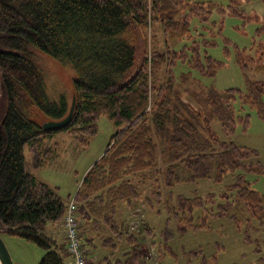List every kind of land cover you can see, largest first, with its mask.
Returning a JSON list of instances; mask_svg holds the SVG:
<instances>
[{"label":"trees","instance_id":"1","mask_svg":"<svg viewBox=\"0 0 264 264\" xmlns=\"http://www.w3.org/2000/svg\"><path fill=\"white\" fill-rule=\"evenodd\" d=\"M239 5L237 0L226 7L211 0H0V235L44 250L38 264H65L58 241L46 229L61 225L66 202L27 171L26 153L33 170L45 168L57 156L58 134L86 146L106 116L119 129L70 197L86 256L90 249L101 252L98 264L140 260L139 238L123 231L116 219L124 204L129 213L139 206L164 212L158 242L142 223L160 260L174 256L168 244L176 238L229 217L254 249L255 264H264V195L248 180L264 176V166L256 161L257 151L221 140L212 127L218 122L232 134L238 101L264 121V39L254 54H246L223 37L222 22L210 21L216 12L220 19L248 24L251 17ZM152 27L158 42V32L165 36L164 48L156 45L138 65L136 42ZM257 35L264 37V21ZM219 37L235 52L236 64L252 74L243 91H218L200 81L194 90L191 84L197 81L192 72L211 79L224 67L208 53ZM37 52L73 71L71 99L63 93L50 97ZM180 65L188 73L177 75ZM73 98L70 123L44 130V123L66 118ZM249 117L237 121L247 127ZM229 179L218 194L186 198L162 191V186ZM122 246L129 251L120 261L116 252ZM208 257L196 247L184 252L183 260L208 264Z\"/></svg>","mask_w":264,"mask_h":264},{"label":"rangeland","instance_id":"2","mask_svg":"<svg viewBox=\"0 0 264 264\" xmlns=\"http://www.w3.org/2000/svg\"><path fill=\"white\" fill-rule=\"evenodd\" d=\"M211 1L226 7L231 0ZM237 1L240 2L239 8L251 17V21L248 24L243 25V20L239 18L226 17L225 19H220L219 14L216 12L211 15L210 21L216 23L218 21L220 23L222 22L223 37L235 44L240 50L244 49L246 54H254L260 40L264 39V37L257 35V30L261 28V23L264 21V0ZM153 29L152 27L151 33L150 31L148 32L145 40L142 37L140 41L136 42L138 47L136 62L138 65H140L145 56L152 53L156 45L164 48L162 45L164 35L158 32L160 39L158 42V38H154L153 35L154 31L157 32V27L156 30ZM217 42L218 46L209 49L208 53L215 60L224 64V67L220 68L216 76L211 79L200 78L199 75L192 72V77L197 80L196 84L194 82L191 83L194 90L198 89L197 85L199 81L201 86H209V88L211 87L218 91H223L227 88L245 90L252 74L246 72L247 70H243L236 64L235 52L230 46H225L223 38L219 37ZM169 46L171 47L172 44L169 43ZM170 49L178 50V46L175 48L172 46ZM36 55L37 62L44 73L47 91L50 97L56 100L63 93L67 94L68 99H71L73 94L71 89V82L74 76L73 71L69 67L60 65L46 54L37 52ZM184 71L188 73L189 69L180 65L178 66L176 74L180 75L179 72ZM184 94L183 100L191 102ZM262 101L264 102V97ZM234 110V122H236V125L234 126L233 133L223 132L220 124L214 121L212 122L213 131L225 142H231L237 146H243L257 151L258 158L256 161H259L264 166V121L257 116V110L245 109L240 101L236 102ZM247 113L250 117L248 126L244 127L242 123L237 121V117L244 118ZM118 129L106 116H101L97 122V133L88 141L86 146L79 145L78 141L66 133L58 134L57 156L53 161L45 168L33 170L31 168V156L29 153H26L27 171L32 173L38 181L56 190L59 196L67 202L77 191L85 173L103 155L109 140L115 135ZM248 180L253 189L264 195V176L257 177L249 175ZM231 181L229 179L222 184H216L208 180H200L197 183L190 184L179 183L169 189H165L162 186V191H166L167 193L172 192L174 196L182 195L186 198H193L197 195L205 196L209 193L218 194ZM116 219L123 231H128L139 238L141 258L139 261H135L134 264H186L183 260L184 252H190L196 247H200L209 255L208 264L256 263V256L253 253L254 249L252 246L244 243V236L238 233L235 223L229 217L214 218L210 225L207 224L208 230L188 233L182 238H176L168 244L174 256L165 257L161 260L157 254V246L152 245V238L145 236L142 225V223H145L154 230L156 236L155 241L158 242V233L162 229L165 219V214L161 209H159V212H154L146 207L139 206V208L129 213L125 205L121 204L120 212ZM51 226L52 224H49L46 230L52 231L54 229V232H63L62 225H56L52 228ZM50 235L54 239H61L56 234ZM2 238L14 264H38L45 253L44 250L26 240L8 235H3ZM64 244L67 245L65 240ZM120 251L116 252L118 253L116 256L118 260L123 261L128 254L129 248L122 246ZM101 255L100 251L89 249V262L94 264L100 263ZM151 257H154V259H151ZM214 257L216 262H214ZM114 260L112 259V261Z\"/></svg>","mask_w":264,"mask_h":264},{"label":"built area","instance_id":"3","mask_svg":"<svg viewBox=\"0 0 264 264\" xmlns=\"http://www.w3.org/2000/svg\"><path fill=\"white\" fill-rule=\"evenodd\" d=\"M75 210L76 203L74 200L65 204V215L61 224L63 235L67 241L66 252L72 257V264H94L89 262V257L86 256V249L82 245Z\"/></svg>","mask_w":264,"mask_h":264},{"label":"water","instance_id":"4","mask_svg":"<svg viewBox=\"0 0 264 264\" xmlns=\"http://www.w3.org/2000/svg\"><path fill=\"white\" fill-rule=\"evenodd\" d=\"M74 106H75V99L73 98L69 113L66 116V118L60 121L46 122L43 124V129L46 131H51V130H61L65 128L72 120ZM0 264H14L10 256L9 250L1 235H0Z\"/></svg>","mask_w":264,"mask_h":264},{"label":"crops","instance_id":"5","mask_svg":"<svg viewBox=\"0 0 264 264\" xmlns=\"http://www.w3.org/2000/svg\"><path fill=\"white\" fill-rule=\"evenodd\" d=\"M53 226H56V225H52L51 226V228L53 227ZM50 228V229H51ZM48 231H50V230H46V232L48 233V234H56V236H60V238L61 239H55V240H57L58 241V245L61 247V251H62V256H63V259H64V262H65V264H72V261H73V259H72V257L70 256V255H68L67 254V252H66V245L64 244V237H63V234H62V232L60 231L59 233H57V232H54L55 230L54 229H52V231H50V232H48ZM54 232V233H53Z\"/></svg>","mask_w":264,"mask_h":264}]
</instances>
